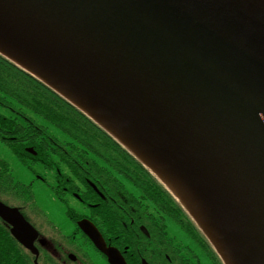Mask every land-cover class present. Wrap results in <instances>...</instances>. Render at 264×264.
<instances>
[{
    "label": "water",
    "instance_id": "95a60500",
    "mask_svg": "<svg viewBox=\"0 0 264 264\" xmlns=\"http://www.w3.org/2000/svg\"><path fill=\"white\" fill-rule=\"evenodd\" d=\"M0 54L188 194L226 264H264V0H0Z\"/></svg>",
    "mask_w": 264,
    "mask_h": 264
},
{
    "label": "trees",
    "instance_id": "16d2710c",
    "mask_svg": "<svg viewBox=\"0 0 264 264\" xmlns=\"http://www.w3.org/2000/svg\"><path fill=\"white\" fill-rule=\"evenodd\" d=\"M0 110L6 112L0 111V139L6 141L21 161L52 164V157L59 156L69 168L67 173L76 172L83 175L82 179L89 177L94 182L99 180L98 187L113 197L115 206L118 194L123 193L121 202L126 220L120 217L116 207L102 209L109 234L127 238L123 222L143 220L144 213H153L157 220L167 216L168 222H175L192 241L201 244L212 261L223 264L178 199L134 154L83 111L2 55ZM50 126L59 130L64 140L55 137ZM27 148H33L36 154L29 153ZM86 163L89 169L84 167ZM156 232L158 236L165 235ZM168 255L172 259V262L168 259V264L187 262L169 243Z\"/></svg>",
    "mask_w": 264,
    "mask_h": 264
},
{
    "label": "flooded vegetation",
    "instance_id": "af4514ba",
    "mask_svg": "<svg viewBox=\"0 0 264 264\" xmlns=\"http://www.w3.org/2000/svg\"><path fill=\"white\" fill-rule=\"evenodd\" d=\"M52 160V164L43 161L37 163L46 172L45 176L38 175V180L40 186L41 182L49 186L56 200L64 204L65 219L56 207L47 204L42 195L35 194L28 187L24 189V183L17 182L9 173H5L9 169L8 164L0 158V203L8 209H16L37 233L35 235L33 231L31 234L36 251L33 252L14 236L13 226L0 215V264H110L108 258L79 228L78 224L82 220L91 221L101 232L107 245L118 249L127 264H143L144 260L148 264H168V259L172 262L168 255L167 216L157 220L153 213H144L143 220L133 219L129 224L123 222L126 228L124 231L129 235L127 238L113 236L104 226L106 219L103 212L108 207H116L120 217L126 220L125 207L121 202L123 193L118 194V205L115 206L113 197L98 187L101 184L99 180L94 182L89 177L82 179V174L62 171L61 164L66 170L69 168L59 156H53ZM78 167L81 169V166ZM84 167L90 168L87 163ZM48 171L51 174V185L47 179ZM179 229L187 239L184 248L186 264L216 263L210 259L211 256L201 244L192 241L180 227ZM156 230L166 236H158ZM22 235L29 242V234L22 231ZM126 242L130 244L124 245Z\"/></svg>",
    "mask_w": 264,
    "mask_h": 264
},
{
    "label": "rangeland",
    "instance_id": "374dc122",
    "mask_svg": "<svg viewBox=\"0 0 264 264\" xmlns=\"http://www.w3.org/2000/svg\"><path fill=\"white\" fill-rule=\"evenodd\" d=\"M0 111H2L3 113H6L4 110H0ZM49 130L55 137L61 140H64L59 130L51 126ZM0 158L8 164L7 166L9 169L8 171H4L5 173H9L13 177V179H15L17 182L24 183L25 185L23 186L24 189L25 187L26 188L28 187L29 190L34 191L35 194L38 193L39 195H42L44 199L46 200L47 204L53 207H56V209L60 212V214L64 218V215H63L65 213L64 204L61 202L60 204L56 200L53 193L49 190L51 189L49 186L48 187L45 186L44 184H42V182L40 186L38 175H42V176L46 175V172L43 170L44 168L42 165L37 164L38 162L35 163V161H32V160L21 162L20 160L17 159L14 153L10 150L8 145L4 141H2V139H0ZM47 179H48L49 185H51L52 180H51V174L49 171L47 174ZM125 185L130 189L129 184H125ZM60 226L63 227L62 225ZM167 227H168L167 228L168 243L176 251H178V254H182V255L186 254V250L184 249L185 244H187V239L185 237V234L180 231L178 225H176L175 222H167Z\"/></svg>",
    "mask_w": 264,
    "mask_h": 264
},
{
    "label": "bare ground",
    "instance_id": "6f19581e",
    "mask_svg": "<svg viewBox=\"0 0 264 264\" xmlns=\"http://www.w3.org/2000/svg\"><path fill=\"white\" fill-rule=\"evenodd\" d=\"M154 171L158 174V172L154 169ZM164 180V179H163ZM166 184L174 191L176 196L183 202V204L190 210V212L194 215V217L198 220V222L204 227V216L201 212V210L196 206L193 199L186 193H184L182 190L178 189L176 186L168 182L167 180H164Z\"/></svg>",
    "mask_w": 264,
    "mask_h": 264
}]
</instances>
